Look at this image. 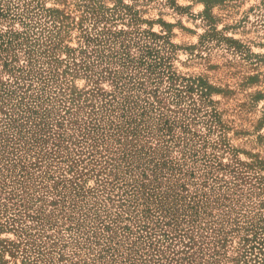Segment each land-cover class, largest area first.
<instances>
[{
  "label": "rangeland",
  "instance_id": "374dc122",
  "mask_svg": "<svg viewBox=\"0 0 264 264\" xmlns=\"http://www.w3.org/2000/svg\"><path fill=\"white\" fill-rule=\"evenodd\" d=\"M0 264H264V0H0Z\"/></svg>",
  "mask_w": 264,
  "mask_h": 264
},
{
  "label": "trees",
  "instance_id": "16d2710c",
  "mask_svg": "<svg viewBox=\"0 0 264 264\" xmlns=\"http://www.w3.org/2000/svg\"><path fill=\"white\" fill-rule=\"evenodd\" d=\"M70 145H74V144H70ZM51 155H52V157H51V160H50V162H54L55 160H58V158L56 157L57 155V153L56 152H51L50 153ZM66 161V159L65 160H59L58 162H60V163H63V162H65ZM39 162V161H38ZM49 162V163H50ZM70 163V162H69ZM49 165V164H48ZM67 166H70L71 167V164L70 165H67ZM68 170H69V167L67 168ZM70 172V171H69ZM119 202H121V205L120 206H124V203H126V200L125 199H123L122 201H119ZM176 231V230H175Z\"/></svg>",
  "mask_w": 264,
  "mask_h": 264
}]
</instances>
